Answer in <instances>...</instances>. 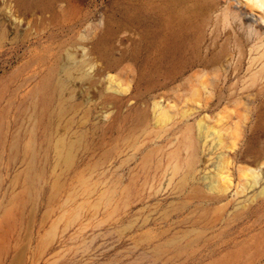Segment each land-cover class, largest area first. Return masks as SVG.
Returning <instances> with one entry per match:
<instances>
[{"label": "rangeland", "instance_id": "obj_1", "mask_svg": "<svg viewBox=\"0 0 264 264\" xmlns=\"http://www.w3.org/2000/svg\"><path fill=\"white\" fill-rule=\"evenodd\" d=\"M0 264H264V7L0 0Z\"/></svg>", "mask_w": 264, "mask_h": 264}, {"label": "bare ground", "instance_id": "obj_2", "mask_svg": "<svg viewBox=\"0 0 264 264\" xmlns=\"http://www.w3.org/2000/svg\"><path fill=\"white\" fill-rule=\"evenodd\" d=\"M253 2L257 5H259L260 7H264V4L260 1V0H253ZM182 45V44H181Z\"/></svg>", "mask_w": 264, "mask_h": 264}]
</instances>
